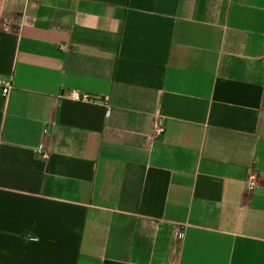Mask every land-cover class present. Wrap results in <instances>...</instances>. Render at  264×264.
Listing matches in <instances>:
<instances>
[{
  "label": "crops",
  "instance_id": "0c3cea01",
  "mask_svg": "<svg viewBox=\"0 0 264 264\" xmlns=\"http://www.w3.org/2000/svg\"><path fill=\"white\" fill-rule=\"evenodd\" d=\"M1 82L0 264H264V0H0Z\"/></svg>",
  "mask_w": 264,
  "mask_h": 264
},
{
  "label": "built area",
  "instance_id": "2783aa9c",
  "mask_svg": "<svg viewBox=\"0 0 264 264\" xmlns=\"http://www.w3.org/2000/svg\"><path fill=\"white\" fill-rule=\"evenodd\" d=\"M10 84L8 82H1L0 83V94L3 97H7L10 91ZM68 98L74 101H81V102H89V101H96V98H93L91 95L87 93H79L77 91H70L65 94ZM165 130L164 126V119L162 117H158L155 123V126L152 130V136L162 135ZM244 185L246 191H253L258 185V177L257 173L253 168H249L247 170L246 178L244 180Z\"/></svg>",
  "mask_w": 264,
  "mask_h": 264
},
{
  "label": "rangeland",
  "instance_id": "374dc122",
  "mask_svg": "<svg viewBox=\"0 0 264 264\" xmlns=\"http://www.w3.org/2000/svg\"><path fill=\"white\" fill-rule=\"evenodd\" d=\"M158 136H160V135H157V136H152V132H151V134H150V137H158Z\"/></svg>",
  "mask_w": 264,
  "mask_h": 264
}]
</instances>
